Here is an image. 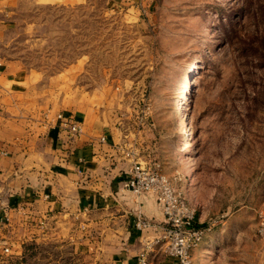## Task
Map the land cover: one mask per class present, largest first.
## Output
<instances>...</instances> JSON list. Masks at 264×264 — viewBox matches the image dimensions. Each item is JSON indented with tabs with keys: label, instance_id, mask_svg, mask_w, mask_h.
Here are the masks:
<instances>
[{
	"label": "rangeland",
	"instance_id": "rangeland-1",
	"mask_svg": "<svg viewBox=\"0 0 264 264\" xmlns=\"http://www.w3.org/2000/svg\"><path fill=\"white\" fill-rule=\"evenodd\" d=\"M20 19L14 54L46 80L81 60L71 86L50 89L52 105L105 111L107 100L125 98L114 114L147 120L170 180L198 226H211L196 260L264 264V0H140L118 8L88 0L39 6ZM184 109L190 150L182 155ZM11 264L86 263L48 247Z\"/></svg>",
	"mask_w": 264,
	"mask_h": 264
},
{
	"label": "crops",
	"instance_id": "crops-1",
	"mask_svg": "<svg viewBox=\"0 0 264 264\" xmlns=\"http://www.w3.org/2000/svg\"><path fill=\"white\" fill-rule=\"evenodd\" d=\"M125 1L140 2L107 0L115 8ZM87 2L0 0V264L48 247L67 249L86 264H140L144 253L149 264H175L164 244H154L165 222L155 197L125 187L136 163L172 175L147 120L137 115L127 122L114 114L125 98L107 100L105 111L67 100L57 108L50 89L71 86L66 82L82 71L81 60L46 80L14 54V27L23 13ZM60 114L81 124L78 137L61 132ZM139 219L151 227L138 230ZM196 252L194 264H222L196 260Z\"/></svg>",
	"mask_w": 264,
	"mask_h": 264
},
{
	"label": "built area",
	"instance_id": "built-area-1",
	"mask_svg": "<svg viewBox=\"0 0 264 264\" xmlns=\"http://www.w3.org/2000/svg\"><path fill=\"white\" fill-rule=\"evenodd\" d=\"M58 119L62 133L72 138L82 133L81 124L72 116L60 114ZM125 187L136 195L154 196L163 211L164 234L154 244H164L167 255L175 260V264H194V252L202 244L206 233L211 231V226H198L195 209L170 178L159 167L147 168L136 163ZM136 227L138 230H147L151 225L146 220L139 219ZM140 264H149L145 253L140 257Z\"/></svg>",
	"mask_w": 264,
	"mask_h": 264
},
{
	"label": "bare ground",
	"instance_id": "bare-ground-1",
	"mask_svg": "<svg viewBox=\"0 0 264 264\" xmlns=\"http://www.w3.org/2000/svg\"><path fill=\"white\" fill-rule=\"evenodd\" d=\"M196 68H198V65L197 63H192L190 65V71H194ZM185 117H186V109H184L183 111H181V113L178 115V119H181L183 120V126L180 127V134L185 137V140L183 141L182 144H186L187 143V138L186 136L188 135V125H187V122H185ZM186 147H183L181 149V154L184 155V154H188L189 150L188 149V144L185 145Z\"/></svg>",
	"mask_w": 264,
	"mask_h": 264
},
{
	"label": "trees",
	"instance_id": "trees-1",
	"mask_svg": "<svg viewBox=\"0 0 264 264\" xmlns=\"http://www.w3.org/2000/svg\"><path fill=\"white\" fill-rule=\"evenodd\" d=\"M200 228H204L203 226H199Z\"/></svg>",
	"mask_w": 264,
	"mask_h": 264
}]
</instances>
